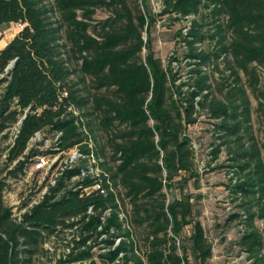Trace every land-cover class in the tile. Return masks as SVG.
Wrapping results in <instances>:
<instances>
[{"label":"trees","instance_id":"obj_1","mask_svg":"<svg viewBox=\"0 0 264 264\" xmlns=\"http://www.w3.org/2000/svg\"><path fill=\"white\" fill-rule=\"evenodd\" d=\"M47 2L0 0V28L25 26L0 51V75L11 67L0 79V134L7 124L22 120L7 157L9 163L17 161L11 175L23 173L29 159L43 154L29 144L44 130L54 135L52 146L58 145V152L76 148L83 158L73 169L59 172L56 184L48 186L20 222L4 205L7 184L0 180V264H30L59 229L75 232L78 241L58 264H191V258L195 264H209L213 247L193 216L191 196L184 195L189 182L198 179L187 130L202 112L214 121L220 142L212 155L216 158L226 147L231 168L237 170L232 193L248 199L243 206L247 229L236 245L250 264H264L263 236L255 226V220L264 225V160L253 137L247 91L257 101L255 112L264 134V92L258 75L264 72V0H165L163 13L179 20L194 18L183 37L184 59L194 67L186 81L171 69L179 58L171 57L166 68L148 34L144 40L143 33L155 20L145 13L133 16L123 0H110L122 9L101 22V28L93 17L110 6L108 0ZM208 19L213 34L203 32ZM206 40H217L215 53L198 50ZM221 58L229 76L222 80L220 94L213 95L202 68ZM74 65L79 67L77 82L71 80ZM91 83L95 94L87 90ZM95 132L106 134L107 146L90 144ZM98 183L100 190L85 191ZM118 188L124 190L130 209L123 218ZM165 191L183 197L168 200ZM237 218L243 216L232 215L230 221ZM136 229L144 231V256Z\"/></svg>","mask_w":264,"mask_h":264},{"label":"rangeland","instance_id":"obj_2","mask_svg":"<svg viewBox=\"0 0 264 264\" xmlns=\"http://www.w3.org/2000/svg\"><path fill=\"white\" fill-rule=\"evenodd\" d=\"M125 9H127L133 16L142 13L146 14L155 20L153 26L150 27L148 33H143V38L146 41L150 36L152 47L157 58H159L166 68H169V61L171 57L180 59L179 63H173L171 69L174 72H179L183 81H186L190 74L189 72L194 68L190 66L189 61L184 59L187 53V47L183 43L185 36L184 30L190 28L191 21L179 20V16L171 13H163L165 10V0H123ZM51 2V0H48ZM47 2V4H48ZM110 4L109 7H103L96 11L93 17V24L101 28V22L108 18H113L116 13L120 12L122 7L116 4ZM206 15H208L206 13ZM197 19L199 16L196 17ZM196 20V19H195ZM211 19L207 20L206 26L203 27V32L214 33V27L211 25ZM208 25V26H207ZM25 26L20 24H11L0 28V51H2L23 29ZM149 36H148V35ZM182 34V36L180 35ZM217 40H206L198 44L196 47L199 51L213 54L218 50ZM145 54V51L143 52ZM223 58L220 60L212 59L202 68V71L209 79L211 91L213 95H219L222 80L229 76V72L225 73V64ZM75 75L71 80L77 82L79 76V67L72 66ZM8 68L5 73L0 75V79L8 74ZM258 75L261 77V91L264 92V72L259 70ZM232 80L228 79L227 83ZM179 84V83H178ZM244 84L246 80L244 79ZM4 85L0 87V95L3 91ZM80 89L83 87H79ZM91 94L97 93L92 83L87 88ZM248 95L252 101V120L253 137L262 151L264 160V134L262 129V121L259 120L255 110L257 109V101L251 94L247 87ZM104 94L103 91L98 92ZM223 95V94H222ZM2 120H0V125ZM15 124H7V129L0 134V180L7 184L3 193L4 205L11 208L13 219L18 220L20 206H29L34 202H38L41 197V192L48 186L51 175L42 173H33L32 166L34 158L27 161L28 169L31 174L17 173L11 175L14 168V163H9L7 159V149L9 147V139L13 132ZM97 124L95 123V127ZM98 127V126H97ZM96 129V128H95ZM123 131V130H122ZM187 134L192 139V146L195 153V169L198 173V179L190 181L188 187L184 191V195H190L194 203L193 216L197 219L205 230V235L209 243L213 247L212 259L209 264H250L247 255L240 251L236 245L238 239L246 231L247 227L244 223L245 215L244 208L248 204V199H241L232 193V185L238 180L239 176L235 175L236 169L232 163L231 155L228 153L226 147L221 148V152L216 158L212 155L214 149L220 144L217 136L214 133V121L209 119L205 113H200L198 123L189 127ZM94 138V139H93ZM107 136L103 132H95L92 137V143L96 142L101 148L107 146ZM54 135L48 130H44L36 134L31 140L29 146L31 148H39L43 152V156L50 160L57 158V155L50 154V147L54 141ZM235 147V144L232 145ZM67 154L59 156L58 164L68 158ZM110 156L109 150H105V157ZM100 155V162H104L105 158ZM93 164V163H92ZM91 165V164H90ZM97 173V172H96ZM119 194L124 200V190L118 188ZM168 195V200L172 198L181 199L183 195L176 192L165 191ZM122 215H128L130 209L127 200L122 201ZM128 212V213H127ZM239 214L243 219L237 218L230 221L232 215ZM255 226L259 228L263 236L264 243V225L260 220H255ZM136 242L141 256L146 252V242L144 241L143 230L136 229ZM185 236L191 234V227L185 229ZM74 241H78L77 234L70 230L59 229L56 234L45 240L44 245L37 251L34 257L30 260V264H58L63 260L71 249L75 247ZM262 255L264 256V246L262 248ZM191 264H195L194 260L190 259Z\"/></svg>","mask_w":264,"mask_h":264},{"label":"built area","instance_id":"obj_3","mask_svg":"<svg viewBox=\"0 0 264 264\" xmlns=\"http://www.w3.org/2000/svg\"><path fill=\"white\" fill-rule=\"evenodd\" d=\"M192 18H187L186 20L187 21H191ZM192 22V21H191ZM190 28H186L184 30V34L186 37L188 35V32H189ZM62 97H67V93L64 92L62 94ZM70 111H73L72 108H69ZM74 114L77 115V112L74 111ZM21 123H22V120H20L15 126H14V129H13V132L11 133V136H10V139H9V147L6 151L7 154H9V152L11 151V149H13V147L15 146V143H16V140L18 138V135H19V131H20V127H21ZM36 136V135H35ZM33 139V138H32ZM31 139V140H32ZM31 142V141H30ZM58 145H55L54 148L53 146L50 147L49 149L51 151H55V152H58L59 149L57 147ZM31 148V146H29V149ZM39 149V148H38ZM63 154H67L66 152H58L57 154H51V155H57V158H55L54 160H50L48 159L47 157L43 156L42 155H39L37 157H35L34 159V163H33V168H32V171L33 173H42V174H46L47 176L48 175H51V179L49 180L48 182V186L51 185V186H54L56 184V178L58 176H60L59 172H62L64 171L65 169H73L77 162L82 159V155L80 154V152L75 148V149H72L68 152V158L65 159L63 162H60L58 164V160H59V156L60 155H63ZM8 157V155L6 156ZM17 161L14 162V165H16ZM91 163L95 164V160L93 159L91 161ZM89 173L91 174H94V169L92 167H90L89 169ZM97 171V170H96ZM25 174H31L30 172V169H28V164L25 165V169L23 171ZM83 175H85V173H83ZM48 186H46L43 191L41 192V197L40 199L38 200V202H34L33 204H30L29 206H20L18 207L17 209L20 210V216L17 220V222H20L22 220V216L24 214H26L28 212L29 209H31L34 205H37L42 199H43V196L46 194L47 192V189H48ZM101 189V184L98 183L95 187H93V189H86L85 191L87 193H90L92 190H100ZM101 193H104V190H101Z\"/></svg>","mask_w":264,"mask_h":264}]
</instances>
